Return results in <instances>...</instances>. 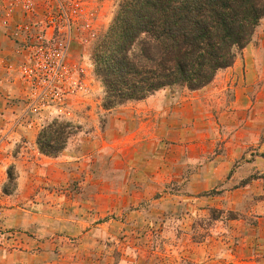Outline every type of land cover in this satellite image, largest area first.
Wrapping results in <instances>:
<instances>
[{
	"label": "rangeland",
	"instance_id": "rangeland-1",
	"mask_svg": "<svg viewBox=\"0 0 264 264\" xmlns=\"http://www.w3.org/2000/svg\"><path fill=\"white\" fill-rule=\"evenodd\" d=\"M118 2L0 0V264H264V17L207 86L104 109Z\"/></svg>",
	"mask_w": 264,
	"mask_h": 264
},
{
	"label": "trees",
	"instance_id": "trees-1",
	"mask_svg": "<svg viewBox=\"0 0 264 264\" xmlns=\"http://www.w3.org/2000/svg\"><path fill=\"white\" fill-rule=\"evenodd\" d=\"M263 17L264 0H119L90 53L102 107L207 86L234 63ZM71 133L72 125L54 121L38 134V148L56 156Z\"/></svg>",
	"mask_w": 264,
	"mask_h": 264
}]
</instances>
